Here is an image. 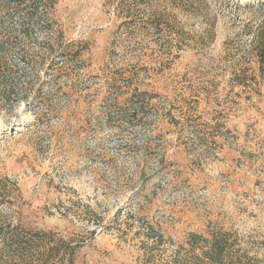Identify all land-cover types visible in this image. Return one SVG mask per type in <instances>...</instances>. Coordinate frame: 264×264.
I'll return each mask as SVG.
<instances>
[{
  "label": "rangeland",
  "instance_id": "rangeland-1",
  "mask_svg": "<svg viewBox=\"0 0 264 264\" xmlns=\"http://www.w3.org/2000/svg\"><path fill=\"white\" fill-rule=\"evenodd\" d=\"M192 1L56 0L27 35L2 13L27 91L0 107V230L23 244L0 232V264H174L193 232L264 264V0Z\"/></svg>",
  "mask_w": 264,
  "mask_h": 264
},
{
  "label": "trees",
  "instance_id": "trees-1",
  "mask_svg": "<svg viewBox=\"0 0 264 264\" xmlns=\"http://www.w3.org/2000/svg\"><path fill=\"white\" fill-rule=\"evenodd\" d=\"M55 2L56 0H0V18L2 13L8 17L12 12L17 11L18 21L22 26L23 34L27 35L29 28L24 26L27 20L46 28L53 24L51 17L55 8ZM174 3L182 12L193 10L194 8V2L192 0H174ZM209 30L210 28L207 29V31ZM13 38L14 33L8 29L5 33H0V107H3L5 104H12L26 97V94L23 92L27 91V82H21V87L18 91L20 90L23 94L21 92L18 94V91H15L16 85L9 79L13 67H10L6 62V47L12 45ZM251 39L252 46L257 45V48L264 49V31L253 33ZM63 43L60 42V44H62L61 52L63 54L65 53L68 55L71 60H76L78 62L82 61L86 42L67 40ZM181 47V45L177 46L178 50L175 55H180L181 51L184 50ZM256 56V62L258 63L257 70L259 74H262V72H264L262 71L264 70V52L258 55L256 54ZM20 59L25 61L22 55ZM240 69H244V66H241ZM16 72L19 76L23 74L19 69ZM230 72H233V69L230 70ZM17 227L18 225H13L12 227L8 226L0 230L4 236L10 233V237L14 239V243H10V246H16V254L19 253V250L22 248L21 246H23L21 239H19L20 234ZM92 231L94 232L95 230L93 229ZM189 236L190 237L187 239L189 249L186 256L178 259V261H174V264H258L247 252L238 253L237 250H234L227 243L226 236L214 235L212 237H205L203 233L197 232L190 233ZM49 250H51V248ZM49 250H46V262L52 264L53 260L56 259L62 262L65 255L63 257L59 253L57 247L54 253H51Z\"/></svg>",
  "mask_w": 264,
  "mask_h": 264
}]
</instances>
